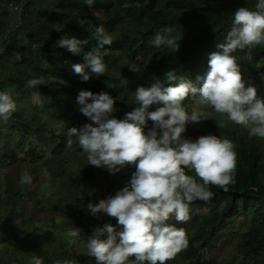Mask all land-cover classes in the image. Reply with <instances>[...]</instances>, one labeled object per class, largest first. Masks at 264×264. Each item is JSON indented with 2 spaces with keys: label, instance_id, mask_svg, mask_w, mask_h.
Returning <instances> with one entry per match:
<instances>
[{
  "label": "trees",
  "instance_id": "16d2710c",
  "mask_svg": "<svg viewBox=\"0 0 264 264\" xmlns=\"http://www.w3.org/2000/svg\"><path fill=\"white\" fill-rule=\"evenodd\" d=\"M256 3L94 0L89 8L85 0H0V91L8 92L17 104L10 119L0 117V264H32L33 256L43 264H96L94 257L85 254L88 237L95 227L117 221L103 213L93 216L86 205L114 196L128 184L135 167L112 174L105 167L87 165V153L75 137L68 146L67 129L90 122L78 110V93L104 91L113 75L133 77L134 62L152 73L149 80H138L142 85L174 71L201 87L210 54L220 51L218 44L225 41L235 11L241 6L254 9ZM100 25L113 38L101 50L107 74L96 78L86 68L91 78L84 81L72 65L86 63L84 54L96 44L95 29ZM157 34L175 36L178 51L156 48ZM65 35L88 43L76 55L53 47ZM232 55L246 87L255 86L258 98L264 99V45ZM33 78L44 85L26 87ZM113 95L118 98L116 118L123 119L137 106L127 94ZM189 98L196 97L189 93ZM34 99L41 104H34ZM204 110L210 117L189 123L183 136L196 140L212 134L230 139L236 152L235 182L228 191L209 185L211 199L195 200L187 222L177 223L174 215L170 217L169 224L185 231L188 246L167 264H236L239 257L245 264H264V139L250 136L243 126L210 107ZM217 121L225 126L220 128ZM152 126L149 121L145 131ZM14 135L18 147L11 143ZM186 172L195 176L194 171ZM25 175L31 176V184L20 183ZM202 208L208 211H199ZM58 216L62 221H57ZM77 227L81 231L74 239L59 235ZM128 264L137 262L132 257Z\"/></svg>",
  "mask_w": 264,
  "mask_h": 264
},
{
  "label": "clouds",
  "instance_id": "9594fccd",
  "mask_svg": "<svg viewBox=\"0 0 264 264\" xmlns=\"http://www.w3.org/2000/svg\"><path fill=\"white\" fill-rule=\"evenodd\" d=\"M85 2L92 8L94 0ZM93 14L99 18L98 12ZM95 40L96 44L84 54L86 63L72 65L84 81L91 78L86 68L96 78L107 74L101 50L110 46L113 38L100 25L95 29ZM87 43L86 39L65 35L53 47L67 48L76 55ZM153 43L156 48L177 51L180 46L175 36L159 34ZM257 45H264V0H257L254 9L241 6L235 11L225 41L218 44L220 51L210 54L209 70L201 87L167 71L162 79L154 77L147 86L135 90L130 102L137 106L123 119L113 115L118 98L113 97L116 91L110 92L107 86L115 75L100 93H78V110L90 122L67 129L68 146L75 137L87 153V165L105 167L112 174L129 165L135 167L128 184L114 196L86 205L93 216L103 213L117 221L115 225L95 227L88 237L85 254L94 257L96 264H128L132 257L137 264H167L187 248L185 231L169 224L170 217L174 215L177 223L187 222L189 206L195 200L211 199L209 185L228 191L235 182L236 152L230 139L209 134L192 140L183 133L189 123L207 120L210 116L204 109L210 107L226 116L227 121L243 126L250 136L264 139V99L258 98L255 86L246 87L241 67L232 55ZM41 85L44 82L38 78L26 82L29 88ZM189 93L196 97L193 104L197 105L191 110L184 103ZM16 111L13 97L0 91V117L6 121ZM149 121L153 126L146 132ZM217 122L220 128L225 126L223 121ZM186 169L194 171L195 176L187 174ZM20 183L31 184V176H22ZM80 231L78 227L69 230L67 236L77 237ZM32 264L43 261L33 256Z\"/></svg>",
  "mask_w": 264,
  "mask_h": 264
},
{
  "label": "rangeland",
  "instance_id": "374dc122",
  "mask_svg": "<svg viewBox=\"0 0 264 264\" xmlns=\"http://www.w3.org/2000/svg\"><path fill=\"white\" fill-rule=\"evenodd\" d=\"M130 67H131L130 72L132 74H134V76L128 77V76H123L122 74H120L119 78H117V77L113 78L112 77V80H110L108 82V85H107L108 90L110 92L116 91L119 94H127L128 97L130 98L133 95V93L135 92V90L139 86L142 85L141 83L138 82L139 79L140 80H142V79L149 80L151 78L152 73L146 66H143L142 64H139L138 62H134ZM132 69H134V71ZM194 101L195 100H193L192 98L185 99V101H184L185 107L188 109H191L192 107L197 106V105L193 104ZM36 103H38L39 105L41 104V102L38 99H34V104H36ZM61 127H63V126L61 125ZM16 140H17V136L14 135L13 140H11V143L15 147H18L19 143L15 142ZM45 187H47L46 184L43 185V188H45ZM199 211L205 213L208 211V209L202 208ZM68 220L70 221V223H74L73 218H70ZM57 221L58 222L62 221V217L58 216ZM73 225H75V224H73ZM241 229L242 228H240V230ZM62 233L63 234H59L61 237L68 238V239H74L72 237H68L67 232L63 231ZM52 238L56 239L57 233L53 234ZM73 242H74V240H72V243ZM247 259H249V258H247ZM232 261H234V259H232ZM236 262H237L236 264H245L241 257L237 258ZM246 264H250V263L246 262Z\"/></svg>",
  "mask_w": 264,
  "mask_h": 264
}]
</instances>
